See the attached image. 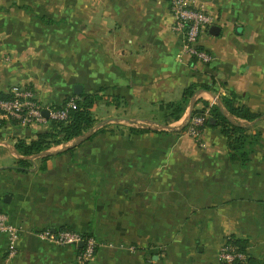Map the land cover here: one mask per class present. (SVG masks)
Returning a JSON list of instances; mask_svg holds the SVG:
<instances>
[{"label": "crops", "instance_id": "0c3cea01", "mask_svg": "<svg viewBox=\"0 0 264 264\" xmlns=\"http://www.w3.org/2000/svg\"><path fill=\"white\" fill-rule=\"evenodd\" d=\"M197 4L220 27L200 35L209 64L180 58L168 0H0V97L15 85L44 107L98 96L94 130L45 156L16 143L50 122L0 126V210L22 228L12 258L0 233V264H80L76 246L39 237L47 229L93 236L85 264H219L229 237L264 257V135L244 165L220 127L206 124L204 147L186 132L192 103V112L223 106L230 93L261 116L232 117L223 106L225 114L248 134L264 131V0ZM192 86L174 117L170 105ZM21 159L31 164L18 170Z\"/></svg>", "mask_w": 264, "mask_h": 264}, {"label": "built area", "instance_id": "2783aa9c", "mask_svg": "<svg viewBox=\"0 0 264 264\" xmlns=\"http://www.w3.org/2000/svg\"><path fill=\"white\" fill-rule=\"evenodd\" d=\"M173 15L172 29L182 35V50L180 58H195L197 62L209 64L214 56L200 44V35L215 23V16L208 13L197 0H168ZM216 100H213L208 107L191 113L186 132L200 146L204 147V128L210 118V110ZM77 96H71L62 106L44 107L37 99L34 91L25 86L15 85L11 88L8 97H0V126L8 119L19 121L22 124L65 122L70 118V112L76 109ZM48 109V117L43 110ZM0 233L7 238V255L9 258L18 253L17 243L22 234V228L11 222L8 215L0 210ZM39 237L49 240L60 246H76L81 248L78 254L80 264L91 261L96 253L98 243L91 235H84L81 232L61 229L52 231L47 229L39 233ZM83 246L79 247V243ZM247 254L242 251L229 237L220 246L218 252L219 264H238L247 260Z\"/></svg>", "mask_w": 264, "mask_h": 264}, {"label": "trees", "instance_id": "16d2710c", "mask_svg": "<svg viewBox=\"0 0 264 264\" xmlns=\"http://www.w3.org/2000/svg\"><path fill=\"white\" fill-rule=\"evenodd\" d=\"M193 95L194 87H188L184 91L182 100L177 104L170 105L174 110V117H178V115L183 112L185 105ZM73 96H77L78 106L70 112L69 120L65 122L51 121V129L48 132L38 134L37 138L30 143L22 139L18 140L16 148L20 153L26 156L39 154L49 149L53 144L59 145L63 142L76 139L94 127L95 118L92 113V108L98 96L88 93ZM234 98V93H230L229 97H224L222 100L224 108L227 109L232 117L254 121L261 116V114L252 112L246 105H235ZM223 106L218 104L212 106L207 124L220 127L222 133L228 139L230 157L232 159H240L242 164L245 165L250 160L249 150L253 149L254 147H252V145L263 137L264 131L257 130L253 134H248V128L240 123L234 122L227 116L223 111ZM195 111L196 109L193 110V113ZM30 164V161L21 159L19 160L17 169L23 170ZM232 241L235 242L242 251H245L241 241L234 238ZM78 250L80 252L81 248H78ZM238 264H264V257L254 258L248 256L246 262Z\"/></svg>", "mask_w": 264, "mask_h": 264}, {"label": "water", "instance_id": "95a60500", "mask_svg": "<svg viewBox=\"0 0 264 264\" xmlns=\"http://www.w3.org/2000/svg\"><path fill=\"white\" fill-rule=\"evenodd\" d=\"M219 31H220V27L219 26H216V25H212L211 27H210V32L213 34V35H218V33H219ZM193 106H194V104L192 103L191 104V106H190V110H191V112L190 113H192V108H193ZM48 113H49V111H48V109H44L43 110V114L46 116V117H48ZM191 115V114H190ZM94 129H92V130H89L88 132H86L84 135H82V136H87L89 133H91L92 131H93ZM48 154V152H46V151H43V152H41V153H39V154H35L34 156L36 157V156H45V155H47ZM79 247H82L83 246V242H80L79 243V245H78Z\"/></svg>", "mask_w": 264, "mask_h": 264}]
</instances>
